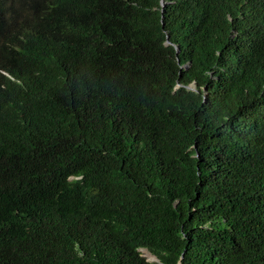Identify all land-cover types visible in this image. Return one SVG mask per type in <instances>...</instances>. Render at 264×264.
Segmentation results:
<instances>
[{
  "label": "trees",
  "instance_id": "1",
  "mask_svg": "<svg viewBox=\"0 0 264 264\" xmlns=\"http://www.w3.org/2000/svg\"><path fill=\"white\" fill-rule=\"evenodd\" d=\"M57 1L0 0V264H264V0Z\"/></svg>",
  "mask_w": 264,
  "mask_h": 264
},
{
  "label": "clouds",
  "instance_id": "2",
  "mask_svg": "<svg viewBox=\"0 0 264 264\" xmlns=\"http://www.w3.org/2000/svg\"><path fill=\"white\" fill-rule=\"evenodd\" d=\"M65 3H67V0H58L56 2V6H57V8H66V7H63L62 6ZM40 14L41 13H39L36 10H33L32 11V13L30 14V16L26 19V21L24 22V24L21 26V30H20V33H19V35L21 36V38H27V36H28L29 33H35L37 31L36 25L34 24V22L32 20V17L33 16H40ZM24 178H25V184H26V186L29 187L30 182L32 180L31 176H29L28 174H25L24 175ZM81 178H82L81 176H68L66 180L68 182H76V181L81 180Z\"/></svg>",
  "mask_w": 264,
  "mask_h": 264
},
{
  "label": "water",
  "instance_id": "3",
  "mask_svg": "<svg viewBox=\"0 0 264 264\" xmlns=\"http://www.w3.org/2000/svg\"><path fill=\"white\" fill-rule=\"evenodd\" d=\"M165 1L166 0H161V6H162V9H164L165 7ZM167 42H166V45H170L171 42H169V36H167ZM180 52V50L177 48V54ZM190 89L194 90L192 87H189ZM142 251H146V250H142ZM150 255V259L148 261H152V262H159L158 259L153 256L152 254L148 253ZM183 256L181 257V260H182ZM179 264H181V261L179 262Z\"/></svg>",
  "mask_w": 264,
  "mask_h": 264
},
{
  "label": "rangeland",
  "instance_id": "4",
  "mask_svg": "<svg viewBox=\"0 0 264 264\" xmlns=\"http://www.w3.org/2000/svg\"><path fill=\"white\" fill-rule=\"evenodd\" d=\"M142 255H143L144 257H146L147 260L150 259V255L148 254L147 251H142Z\"/></svg>",
  "mask_w": 264,
  "mask_h": 264
}]
</instances>
